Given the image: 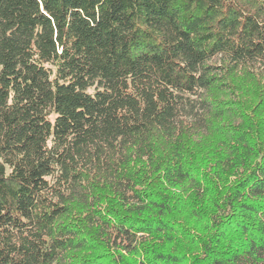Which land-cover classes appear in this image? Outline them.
Listing matches in <instances>:
<instances>
[{
    "label": "trees",
    "instance_id": "16d2710c",
    "mask_svg": "<svg viewBox=\"0 0 264 264\" xmlns=\"http://www.w3.org/2000/svg\"><path fill=\"white\" fill-rule=\"evenodd\" d=\"M0 264H264V0H0Z\"/></svg>",
    "mask_w": 264,
    "mask_h": 264
}]
</instances>
